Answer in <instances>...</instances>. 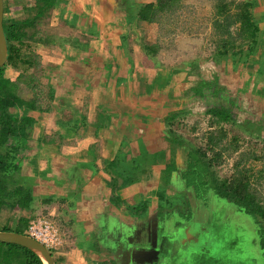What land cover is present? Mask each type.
Here are the masks:
<instances>
[{
	"label": "crops",
	"instance_id": "crops-1",
	"mask_svg": "<svg viewBox=\"0 0 264 264\" xmlns=\"http://www.w3.org/2000/svg\"><path fill=\"white\" fill-rule=\"evenodd\" d=\"M242 1L255 4L256 45L239 39L240 24L216 37L214 0L205 35L140 22V6L155 0H60L52 25L67 38L40 51L54 100L50 112L24 111L35 123L19 179L34 200L17 217L32 221L34 211L60 225L55 264H191L205 245L208 227L172 202L196 194L181 170L208 148L217 128L209 111L231 114L225 128L250 120L264 131V0ZM198 249L199 264L210 263Z\"/></svg>",
	"mask_w": 264,
	"mask_h": 264
},
{
	"label": "trees",
	"instance_id": "trees-1",
	"mask_svg": "<svg viewBox=\"0 0 264 264\" xmlns=\"http://www.w3.org/2000/svg\"><path fill=\"white\" fill-rule=\"evenodd\" d=\"M28 1L34 4L24 7L23 16L11 18L7 16L10 6L5 0L4 31L8 43V61L0 69V232H16L27 236L31 219L12 217L18 210H29L34 200L31 189L22 185V179H19L22 155L35 123L31 117L24 116V111L50 112L54 93L42 80L44 68L40 51L42 48H52L64 40L60 34L45 30V27L52 26L53 11L60 0ZM214 2L216 3L214 27L217 35H228L233 25L240 24L239 39L256 45L259 27L253 13L255 4L242 0H214ZM184 7V0H155L140 6L138 20L156 24L162 22L165 16L182 11ZM234 7L238 10L236 14L232 13ZM222 17L225 21L220 24L219 19ZM226 53H228L227 50ZM206 87H212V85L207 83L200 85L195 89L196 94L204 96L203 89ZM209 114L217 121L215 123L218 127L222 126V123H229L232 118L231 114L223 108H212ZM213 134L209 136L210 149L220 142L222 137L227 136L223 130ZM4 147L6 148L3 149ZM194 152H198L202 159H207L208 169L204 174L205 177L210 176L211 170L216 167L222 153H215L209 159L207 158L208 149L192 151L191 154ZM191 162L192 158L188 169L192 168L198 172V165L194 166ZM211 173L214 182L218 178L215 175L216 172ZM239 174L233 179H225V190L236 197L237 201L230 200V203L234 202L237 207L240 206L244 210L245 215L253 217L259 228L257 232L261 239L259 247L264 248V203L250 190L249 174L244 175L242 171ZM241 200L244 201L245 206L239 203ZM32 213V220H34L37 217L34 211ZM0 264L44 263L36 253L27 248L0 243Z\"/></svg>",
	"mask_w": 264,
	"mask_h": 264
},
{
	"label": "rangeland",
	"instance_id": "rangeland-1",
	"mask_svg": "<svg viewBox=\"0 0 264 264\" xmlns=\"http://www.w3.org/2000/svg\"><path fill=\"white\" fill-rule=\"evenodd\" d=\"M7 2L10 6L7 16L11 18L16 16L22 17L24 7L34 4L28 0H7ZM205 2H207V0H184L185 7L182 11L165 16L162 19V22H160L163 24V26H161V31L163 29V33L168 34L171 29V27L168 28L169 25L172 24L173 21H178L180 23V31H185L186 29L197 33L199 30L203 31L202 34L205 35L206 31H208L206 29L208 28L207 25L210 23L209 19L212 17L211 11L209 12L205 6ZM212 13H216V11L213 10ZM236 13H238V10L234 14ZM186 22L188 25L193 23L195 27L186 26ZM166 23L169 25H166ZM182 23L184 26L181 25ZM45 30L60 34L64 39L67 38L65 37L66 34L64 33L65 30L63 26L61 28L60 25L57 26L53 24L50 27H45ZM215 33L216 37H218L217 31H215ZM212 39L211 37L210 41ZM262 79H264V77ZM247 121L248 122L243 125L244 128L239 130L236 128L238 125H228L226 126L227 128H225V126L223 127V125L220 127L217 126L213 133L216 134L226 129L227 136L222 137L221 141L217 142L215 146L213 145L212 149H210L208 146L209 144H207L209 143V137L205 138L204 144H201L208 146V148L204 146L200 148H204L205 151L208 149L207 158L209 159L215 153H222V157L218 159L216 167L211 170V172H216L215 175L218 178L217 180L213 182L211 172L210 176L207 175L205 177L204 173L206 169H208L207 159H202L198 152H194L193 154L190 153L188 158H192L191 163H193L194 166L198 165L199 171L197 172L192 168L181 170V173L185 176L184 180H186L190 187L189 191L195 192L196 194H190V196L188 194L186 196V194L179 193L176 200L172 202L174 203V208L178 209L180 214L190 216L191 221L208 227H201L206 230L205 233L201 231L205 245L196 246L197 254L191 258V264H199V261H202L198 254V248L202 249L205 246L211 250L210 253H207L205 260L212 261L208 264H264V256L260 255L261 252L260 254L258 253L256 244H254L256 238H259L261 241L260 235L257 233L259 228L255 224L253 217L247 215L246 218L244 214L236 212L238 211L236 208L237 205L234 202L230 203V200L236 202V197L232 193L228 194L224 185L225 179H233L234 176H239V172L241 171L244 175L249 174L251 177L249 179L250 190L264 203V131L261 130V123L258 124L256 122L252 123L250 120ZM207 124L208 122H206V125ZM206 125L202 127L205 128ZM212 125L215 126L214 123H212ZM192 127L191 125L187 128L192 130ZM202 127L201 124H199L198 128L194 127L195 131H193V134L201 133ZM206 130L208 131L209 129L206 127ZM203 140V137H199L196 143L199 144L200 141ZM5 148L6 147L3 149ZM18 174L19 173H17V175ZM216 193L221 198L218 197L219 199H216ZM190 198L193 202L189 201ZM243 202L244 201L241 200L239 203L243 204ZM219 204L222 206V211L225 208H227V210L214 216L213 212L217 211ZM19 212L21 211L18 210L14 212L12 217L17 218ZM57 226L60 225L57 224ZM234 243H236V247L233 246ZM58 253L59 252H55L53 254L55 258Z\"/></svg>",
	"mask_w": 264,
	"mask_h": 264
},
{
	"label": "water",
	"instance_id": "water-1",
	"mask_svg": "<svg viewBox=\"0 0 264 264\" xmlns=\"http://www.w3.org/2000/svg\"><path fill=\"white\" fill-rule=\"evenodd\" d=\"M5 0H0V69L8 61V43L4 31ZM0 243L15 244L36 253L44 264H55L52 252L29 235L16 232H0Z\"/></svg>",
	"mask_w": 264,
	"mask_h": 264
},
{
	"label": "built area",
	"instance_id": "built-area-1",
	"mask_svg": "<svg viewBox=\"0 0 264 264\" xmlns=\"http://www.w3.org/2000/svg\"><path fill=\"white\" fill-rule=\"evenodd\" d=\"M28 235L48 248L52 253L62 249L63 241L56 225L45 218L34 219L30 222Z\"/></svg>",
	"mask_w": 264,
	"mask_h": 264
},
{
	"label": "flooded vegetation",
	"instance_id": "flooded-vegetation-1",
	"mask_svg": "<svg viewBox=\"0 0 264 264\" xmlns=\"http://www.w3.org/2000/svg\"><path fill=\"white\" fill-rule=\"evenodd\" d=\"M213 194H214V193H213ZM215 195H216V196H215L216 199H219V198H220L219 195H218L217 193H216ZM218 197H219V198H218ZM207 207H208V205H207ZM236 208L238 209V211H236L237 213H242V214H244V216L247 218V215H245V212H244L243 209H241L240 207H237V206H236ZM226 210H227V208H225L223 211H226ZM223 211H222V206L219 204L217 211L213 212V215L216 216L218 213H222ZM210 216H211V215H210ZM212 219H213V217H212ZM214 223H215V222H214ZM229 223H231V222H229ZM196 224H197V223H196ZM198 224H199V223H198ZM198 224H197V225H198ZM256 225H257V224H256ZM199 227H202V226L199 225ZM256 232H257V231H256ZM203 239H204V237H203ZM258 239H259V238H256V239L254 240V244H256V250L258 251V249H259V252H258L259 254H260L261 251H263V253L261 252L262 254H260V255L264 256V248H263V247H262V248L259 247V246H260V245H259V243H260L259 241H260V240H258ZM199 243H201V241H200ZM199 243H198V244H199ZM198 244H196V246H197ZM199 246H200V245H199ZM233 246L236 247V243H234ZM206 249H207L206 251H207L208 253H210L211 250L208 249L207 247H206ZM208 250H209V251H208ZM260 250H261V251H260ZM155 251H156V250H155ZM155 251H152V252H149V253H146V252H145V254H146V256H151V257H152V260L155 261V259H157V257H156V252H155ZM199 256H200V255H199ZM210 259H213V258H210ZM210 262H212V261H210Z\"/></svg>",
	"mask_w": 264,
	"mask_h": 264
}]
</instances>
